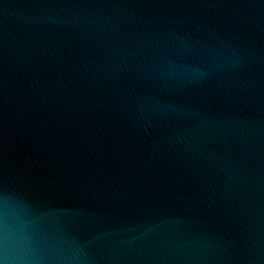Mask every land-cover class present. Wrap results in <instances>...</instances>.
Masks as SVG:
<instances>
[{"label": "water", "instance_id": "obj_1", "mask_svg": "<svg viewBox=\"0 0 264 264\" xmlns=\"http://www.w3.org/2000/svg\"><path fill=\"white\" fill-rule=\"evenodd\" d=\"M0 261L264 264V0H0Z\"/></svg>", "mask_w": 264, "mask_h": 264}, {"label": "clouds", "instance_id": "obj_2", "mask_svg": "<svg viewBox=\"0 0 264 264\" xmlns=\"http://www.w3.org/2000/svg\"><path fill=\"white\" fill-rule=\"evenodd\" d=\"M0 264H4V262L3 261H0Z\"/></svg>", "mask_w": 264, "mask_h": 264}]
</instances>
